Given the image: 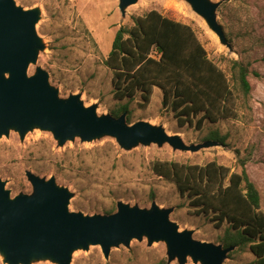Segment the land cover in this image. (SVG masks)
Returning <instances> with one entry per match:
<instances>
[{"label": "rangeland", "instance_id": "374dc122", "mask_svg": "<svg viewBox=\"0 0 264 264\" xmlns=\"http://www.w3.org/2000/svg\"><path fill=\"white\" fill-rule=\"evenodd\" d=\"M23 10L38 9L36 32L43 49L30 63L27 76L37 69L48 74V82L60 99L79 95L84 107L96 105L98 116L110 115L119 103L113 98L112 72L105 65L116 32L131 28L136 18L156 11L162 16L190 26L208 58L230 79V61L251 63L248 81L251 92L244 98L234 87L237 97L236 116L214 125L204 122L202 130L194 124L179 126L170 108L162 107V94L154 88L146 109L140 108L137 95L130 103L132 124L145 121L162 126L176 134L187 145H199L211 130L227 136V146H211L196 152L173 150L169 145H138L123 151L116 140L102 136L90 142L78 137L62 145L47 130L34 127L21 137L15 129L0 136V181L10 198L30 194L25 172L65 188L72 197L70 213L84 216L106 215L105 211L122 202L130 207L149 209L155 202L159 209H171L170 220L179 231H192L195 240L217 244L226 225L215 229L210 218L196 215L189 200L181 197L175 185L157 177L152 167L156 162H177L204 166L207 163L240 173L239 160L260 197L264 214V0H209L218 4L217 22L231 45L229 49L207 24L182 0H137L126 8L125 16L118 0H13ZM198 119V118H197ZM196 119V120H197ZM194 120V123L195 121ZM116 210V209H115ZM115 212V211H114ZM235 250V249H234ZM254 256L248 248L223 264H249ZM167 247L162 241L148 243L132 239L128 247H111L104 257L99 245L73 251L69 264H167ZM0 264H7L0 253ZM29 264H57L50 259H34ZM169 264H178L177 260ZM185 264L193 263L187 258Z\"/></svg>", "mask_w": 264, "mask_h": 264}, {"label": "water", "instance_id": "95a60500", "mask_svg": "<svg viewBox=\"0 0 264 264\" xmlns=\"http://www.w3.org/2000/svg\"><path fill=\"white\" fill-rule=\"evenodd\" d=\"M137 0H118L125 16L126 8ZM231 49L222 27L217 22L218 4L209 0H182ZM39 10H23L13 0H0V136L15 129L23 135L37 127L52 133L62 145L78 137L90 142L102 136L116 140L123 151L138 145H169L173 150L196 152L201 148L220 146L211 141L187 146L176 134L162 126L145 121L126 122V113L114 118L98 116L96 105L84 107L79 95L60 99L48 82V74L37 69L27 76L43 49L36 32ZM25 177L30 194L10 198L5 183L0 181V253L7 264H29L34 259H50L57 264H69L73 251L99 245L105 258L111 247H128L132 239L145 237L149 244L162 241L167 247V264L187 258L199 264H223L234 247L201 242L192 231H179L170 220L171 209H159L153 202L149 209L130 207L117 202L111 215L84 216L68 211L71 193L58 187L55 179L46 180L30 171Z\"/></svg>", "mask_w": 264, "mask_h": 264}, {"label": "trees", "instance_id": "16d2710c", "mask_svg": "<svg viewBox=\"0 0 264 264\" xmlns=\"http://www.w3.org/2000/svg\"><path fill=\"white\" fill-rule=\"evenodd\" d=\"M230 64L229 79L208 58L190 26L150 11L136 18L131 28L121 27L115 34L105 60L112 72L113 98L119 103L110 115L118 118L126 113V122L132 124L130 103L139 95V106L146 109L154 88H158L162 107L171 109L179 126L194 124L199 131L204 122L214 125L233 119L237 107L234 87L244 98L251 92L248 81L251 63L240 57ZM202 140L227 146V136L216 130L209 131ZM239 163L240 173H230L215 162L204 166L156 162L152 171L173 183L179 195L189 200L195 214L210 218L215 229L227 226L216 239L223 248H235L227 259L248 248L255 258L249 264H264V214L260 211V197L248 177L245 162ZM116 204L105 214L115 213Z\"/></svg>", "mask_w": 264, "mask_h": 264}]
</instances>
